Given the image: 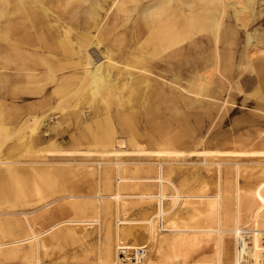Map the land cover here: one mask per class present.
I'll return each instance as SVG.
<instances>
[{"label":"bare ground","instance_id":"obj_1","mask_svg":"<svg viewBox=\"0 0 264 264\" xmlns=\"http://www.w3.org/2000/svg\"><path fill=\"white\" fill-rule=\"evenodd\" d=\"M263 9L264 0H0L1 131L13 127L18 136L11 147L29 149L54 144L72 128L74 149L66 152L82 155L75 159L81 166L66 168L69 158L19 166L0 154V203L18 197L23 206L0 210V264H264V178L239 182L244 164L264 172V150L190 151L200 157L194 163L213 166L216 176L213 194L195 193L174 181L170 166L184 155L172 148L189 146L183 114L175 113L172 135L152 120L159 102L193 100L181 91L171 96L152 76L158 69L171 81L186 69L182 89L194 98L219 91L222 75L197 74L201 61L188 58L203 49L225 72L222 102L235 106L241 99L264 114ZM26 97L38 101L14 106ZM141 113L161 129L153 144L162 149L141 146ZM53 115L59 118L42 129ZM82 143L99 147L82 150ZM130 153L151 156L140 168L144 175L122 159ZM80 169L76 176L86 184L58 183ZM224 172L231 174L226 185ZM93 224L95 234L87 229ZM65 242H89L82 250L89 255L68 262L47 249ZM206 248L210 259L188 261ZM18 255L19 262H7Z\"/></svg>","mask_w":264,"mask_h":264},{"label":"rangeland","instance_id":"obj_2","mask_svg":"<svg viewBox=\"0 0 264 264\" xmlns=\"http://www.w3.org/2000/svg\"><path fill=\"white\" fill-rule=\"evenodd\" d=\"M264 14V9L263 13ZM195 37V35L193 36ZM3 44V41L0 39V45ZM195 56V60L198 59L201 61L199 67L195 69V73L209 76L210 79L216 80L219 75H222V80L218 79V83L220 87L218 88V92L214 93L211 97L206 96H192L191 94L185 92L182 88L188 85V80L190 75H188V71L183 69L181 74H178L179 77L177 81H171L170 73H162L160 69L157 72L152 74L153 77L157 78L160 81H164L166 85L167 92L171 93V96H177L178 91H181L184 95L190 96L193 98L188 105H184L182 102L174 101V102H159V112L157 115L152 117L155 123L161 124V128H165V132L167 134L178 133L177 131V121L175 113H182L189 131L185 133L187 140L189 141V146L186 147H173L172 149L175 151H182L184 155L181 158L182 163H173L170 166L172 167V177L174 181L178 183V185L182 184V188L184 190L191 189L195 193L204 191L207 194H213L215 192V182L216 176L213 166H204L203 164L194 163L198 157L197 155H188L192 150H201V149H213V150H264V114L254 108V104L250 103L249 105H243L241 103V99L234 100L235 106L230 102L223 103L227 96L226 90L222 87L226 88V79L225 72L222 70V73H219L214 68L213 55L208 49H203V52H195L189 55L190 61L192 57ZM2 56L0 54V63L2 62ZM225 62L222 63V66ZM162 73V74H160ZM159 76V77H157ZM161 77V78H160ZM163 78V79H162ZM178 85L180 87H178ZM223 85V86H221ZM246 93H252V89L246 90ZM148 100L153 97L151 94H147ZM258 100V99H254ZM0 101H3V98L0 97ZM38 98L34 97H26L23 101H14V106L16 107H25L28 104H32L37 102ZM59 118V115H53L52 118L47 119L46 125L42 129H46L48 125L54 124V122ZM149 116L145 113H141L140 116L136 120V131L143 141H141V146L147 149H162L161 146L154 145V141L158 139V135H160L161 129L156 126H153L149 122ZM3 125V117L0 114V149H1V158H5L8 160H19L21 163L18 165H22V163H27L29 160H38V159H50L52 157L57 158L56 160H67V164H64L63 167L66 168H74L77 165L75 163V159L81 157L78 153H67L66 151H70L74 149L72 144V140L70 139V134L76 133V131L72 128H67V136L64 138H58L54 144H49V142L37 143L31 146L29 149L24 148L23 145H18L15 147H11L12 143L18 136V132L8 128L9 132L4 133L1 131V127ZM164 134V132H162ZM20 138V136H19ZM14 140V141H13ZM20 140V139H19ZM151 140V141H150ZM82 150H95L98 149L99 146H94L91 143H82L79 146ZM128 149V146H127ZM49 150L59 151L57 155L51 156L46 153ZM59 155V156H58ZM57 156V157H56ZM74 158V159H73ZM94 158V157H92ZM97 158V157H96ZM96 158L93 159V162L97 161ZM125 160L126 165L133 168H138V172L135 175H144L142 169L143 167L148 166V161H151V156L142 155V154H134L130 153L122 157ZM24 161V162H22ZM59 166H62L58 164ZM168 164H163V166ZM23 166H28V164H23ZM39 166V165H37ZM169 166V165H168ZM22 167V166H21ZM205 167V168H204ZM23 172V171H22ZM84 172L83 169L73 171L72 174L68 172V177L65 179L58 181V183L63 186L68 183H83L86 184V178L84 175L76 176L78 173ZM130 172H126L128 174ZM225 173V172H224ZM222 174L223 181L222 184L226 185L224 181H230L231 174ZM170 174V173H169ZM171 178V177H170ZM264 178V172L259 173L258 168H253L252 165L244 164L240 170V178L239 182L241 186H246L250 184V182L254 180H260ZM93 183V182H90ZM142 188V186H139ZM144 188V187H143ZM152 190H156L155 187H151ZM33 206L27 207L29 210L32 209ZM139 208V204H132L130 211L128 212V216H132V213H135ZM0 210L2 211H16L20 212L23 210V206L21 205V199L18 197L13 198L7 196L4 199L3 203H0ZM21 217L22 215H16L14 217ZM96 226V224L87 226L88 230H91ZM244 227H247L244 225ZM20 233L15 235L10 234L6 235V240L10 238L17 237ZM93 234L95 231L93 229ZM89 242H84L83 244L80 242H65L60 245H54L53 247L47 248L48 251L51 249L55 250L57 256H59L62 261H72L80 259L83 255H89V253H82L88 245ZM140 251V250H139ZM213 256V252L211 249L206 248L203 251L192 253L191 257L188 258V261L192 260H207ZM43 260L48 262L49 257L44 256ZM19 255L13 258H7V262L16 263L19 262Z\"/></svg>","mask_w":264,"mask_h":264},{"label":"built area","instance_id":"obj_3","mask_svg":"<svg viewBox=\"0 0 264 264\" xmlns=\"http://www.w3.org/2000/svg\"><path fill=\"white\" fill-rule=\"evenodd\" d=\"M140 252H141V250H140Z\"/></svg>","mask_w":264,"mask_h":264}]
</instances>
